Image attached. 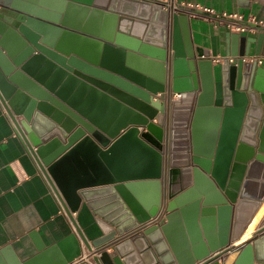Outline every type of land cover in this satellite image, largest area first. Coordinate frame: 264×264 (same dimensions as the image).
Wrapping results in <instances>:
<instances>
[{
  "label": "water",
  "instance_id": "1",
  "mask_svg": "<svg viewBox=\"0 0 264 264\" xmlns=\"http://www.w3.org/2000/svg\"><path fill=\"white\" fill-rule=\"evenodd\" d=\"M173 7L0 0V98L65 207H90L98 252L142 231L161 264H221L264 203V71L245 59L264 32L228 29L216 104L194 10ZM236 264H264V223Z\"/></svg>",
  "mask_w": 264,
  "mask_h": 264
},
{
  "label": "crops",
  "instance_id": "2",
  "mask_svg": "<svg viewBox=\"0 0 264 264\" xmlns=\"http://www.w3.org/2000/svg\"><path fill=\"white\" fill-rule=\"evenodd\" d=\"M160 1L172 7L181 2H197L221 12L236 10L264 18V0ZM233 33L234 36L254 37L260 32ZM189 39L195 50L207 53L206 58L213 60L215 98L216 104H220L222 73L219 63L228 56L233 45L238 52L239 44L230 41L225 26L197 10L189 13ZM255 49L256 44L252 43L249 57L256 56ZM260 50L258 56L263 59L260 67L264 71V43ZM177 97L178 94H173V99ZM23 119L21 115L13 117L0 98V256L4 263L122 264L123 255L137 250L146 264H161L142 231L97 251L92 241L101 230L95 215L85 201L75 212L65 207L28 146L22 133H27ZM158 189L154 183L145 185V191L154 200L160 198ZM263 223L264 210H259L251 223L250 235ZM237 255H232L228 264H233Z\"/></svg>",
  "mask_w": 264,
  "mask_h": 264
},
{
  "label": "built area",
  "instance_id": "3",
  "mask_svg": "<svg viewBox=\"0 0 264 264\" xmlns=\"http://www.w3.org/2000/svg\"><path fill=\"white\" fill-rule=\"evenodd\" d=\"M184 8L194 9V11L197 10L200 14H205L232 32L241 34L249 32H264V18L255 14L247 15L236 10L231 12H221L197 2H181L180 4L174 5V10H183ZM245 59L256 60L258 64H262L263 62V59L258 55L254 57H246Z\"/></svg>",
  "mask_w": 264,
  "mask_h": 264
},
{
  "label": "bare ground",
  "instance_id": "4",
  "mask_svg": "<svg viewBox=\"0 0 264 264\" xmlns=\"http://www.w3.org/2000/svg\"><path fill=\"white\" fill-rule=\"evenodd\" d=\"M259 210H264V203L262 204V206ZM259 210H258V212H259ZM251 223L243 234V236H245V239H243V236H242L241 239L239 241H237L233 247L230 248L229 252L227 254H225L224 259L221 262V264H228V260H230L231 256L234 255L235 253H238V255L235 257L233 264L237 263L238 259L240 258L241 254L243 253L244 249L253 240L254 234L250 235L253 231V225H251ZM259 227H261V226H259ZM259 227H257L255 229V232L257 231V229H259ZM246 236H248V237H246Z\"/></svg>",
  "mask_w": 264,
  "mask_h": 264
}]
</instances>
